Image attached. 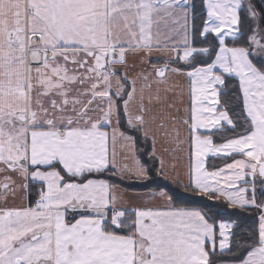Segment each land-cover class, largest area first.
Returning a JSON list of instances; mask_svg holds the SVG:
<instances>
[{
	"label": "snow or ice",
	"instance_id": "1",
	"mask_svg": "<svg viewBox=\"0 0 264 264\" xmlns=\"http://www.w3.org/2000/svg\"><path fill=\"white\" fill-rule=\"evenodd\" d=\"M173 77L188 82L183 109ZM122 117L153 156L158 137L186 144L185 191L255 209L253 224L224 221L215 205L178 206L165 190L126 202L104 176L149 173ZM118 143L131 166L118 163ZM209 156L225 163L210 169ZM157 175H169L162 158ZM258 184L264 197V7L0 0V264H264Z\"/></svg>",
	"mask_w": 264,
	"mask_h": 264
},
{
	"label": "trees",
	"instance_id": "2",
	"mask_svg": "<svg viewBox=\"0 0 264 264\" xmlns=\"http://www.w3.org/2000/svg\"><path fill=\"white\" fill-rule=\"evenodd\" d=\"M199 3V0H197ZM253 3L257 5V8L264 7V0H253ZM199 23V21H197ZM214 35V34H213ZM210 43L215 45L216 41L210 38ZM206 46V45H200ZM164 62V61H163ZM160 62V63H163ZM228 83V88L225 90L229 93V96H232L234 92L233 85H235V79L226 78ZM237 101L234 99L230 103L229 107L234 112H239V108L237 107ZM233 111H230V115L233 114ZM120 126L125 133L131 134L135 137L136 140V151L138 157L142 161V163L147 167L149 173V179L146 180H129V179H121L119 176H115L111 173L106 174L104 176L105 179H109L111 183L116 186H120L126 190L132 192H148V191H159L165 190L172 196L174 203L178 206L185 207H198L202 208L206 205H215L214 210H218L221 213L220 219L224 221H235L245 228L250 227L253 222L256 220L258 212L255 209H240V208H231L228 206L226 201L218 200V201H209L207 197L194 194L189 191H185L184 186L180 183H176V181L171 180L163 175H157L159 167V162L155 156L152 155V145L151 141L145 140L142 133L136 131L134 129H130L126 120L122 117ZM215 139V137H214ZM225 161L220 157H209L208 158V167L210 169L222 167ZM259 192V191H258ZM36 198L35 190L33 189L31 194L29 195V201L34 200ZM258 198H264L259 197ZM236 229H234L235 231ZM211 259L214 261V264H223L224 260L230 259L228 256L216 255L212 256Z\"/></svg>",
	"mask_w": 264,
	"mask_h": 264
},
{
	"label": "crops",
	"instance_id": "3",
	"mask_svg": "<svg viewBox=\"0 0 264 264\" xmlns=\"http://www.w3.org/2000/svg\"><path fill=\"white\" fill-rule=\"evenodd\" d=\"M165 59L166 57L164 55H159V54L153 55L154 63L163 62ZM130 63H136L135 59L130 58ZM173 80L179 83L184 89V94H183L184 104L177 103V107L183 109L188 104V90H187L188 82L184 77H173ZM120 130L123 131L121 126H120ZM125 134L128 136L134 137L131 134H128V133H125ZM149 140L151 141V139ZM151 145H152V153H153L152 141H151ZM116 151H117L118 163H128L131 166L132 164L131 159L127 161H124L122 159V157L125 155V152L121 149L120 143L117 144ZM155 154H156L155 157L157 158L159 162V167H160V158L163 159L165 170L169 173L167 178H170L171 180H174V181L179 179V181H181L180 184L182 185L188 182L189 157H188V149H187L186 144L183 145L181 148H177L175 144L170 143V142H165L164 140L158 137L157 143L155 145ZM135 156L140 160L136 150H135ZM140 162L142 163L141 160ZM129 180H132V179H129ZM117 188L121 194H124L125 201L133 205L140 204L142 202L141 198H144V200H147L153 193L158 192V191L132 192L124 188H121L120 186H117ZM27 199L29 200V196L27 197ZM152 202L157 203V204L162 203V201L160 200H156ZM15 203H20L19 195Z\"/></svg>",
	"mask_w": 264,
	"mask_h": 264
},
{
	"label": "rangeland",
	"instance_id": "4",
	"mask_svg": "<svg viewBox=\"0 0 264 264\" xmlns=\"http://www.w3.org/2000/svg\"><path fill=\"white\" fill-rule=\"evenodd\" d=\"M209 157H211V156H209ZM259 191V192H258ZM257 195H258V197H259V195H260V186H259V184L257 185Z\"/></svg>",
	"mask_w": 264,
	"mask_h": 264
}]
</instances>
